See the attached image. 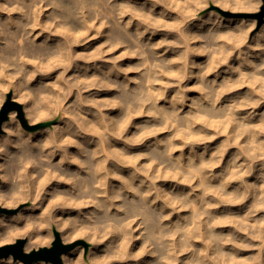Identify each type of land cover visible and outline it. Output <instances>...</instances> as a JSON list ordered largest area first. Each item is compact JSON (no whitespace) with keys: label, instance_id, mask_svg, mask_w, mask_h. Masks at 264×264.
<instances>
[{"label":"clouds","instance_id":"1","mask_svg":"<svg viewBox=\"0 0 264 264\" xmlns=\"http://www.w3.org/2000/svg\"><path fill=\"white\" fill-rule=\"evenodd\" d=\"M262 4L0 0V248L264 264Z\"/></svg>","mask_w":264,"mask_h":264},{"label":"bare ground","instance_id":"2","mask_svg":"<svg viewBox=\"0 0 264 264\" xmlns=\"http://www.w3.org/2000/svg\"><path fill=\"white\" fill-rule=\"evenodd\" d=\"M121 2H124V0H121ZM127 2L139 7L142 3H143V0H127ZM233 19H241V18H234V17H231ZM246 19V18H245ZM102 41L100 40H96V41H91L89 43V45L87 46H84L83 48H80L78 49L79 51H91L92 49H94L96 46H98L99 43H101ZM124 63H127V62H124ZM112 93H103L101 95H99L97 98L98 99H111L112 98ZM232 95H236L235 93H233ZM264 107V106H262ZM109 114H113L111 112H109ZM133 123H137V121H133ZM219 141H214L212 142L213 144H216L218 143ZM231 151L230 150V153L231 154ZM228 156L226 155L225 156V163H227L228 161ZM55 186V185H54ZM61 190H64L65 186L64 185H60L59 186ZM2 191H6L5 187L3 185H0V192ZM243 210H244V206L243 205H239V206H232L230 209H226V208H221L218 210V214L219 215H242L243 214ZM230 229L225 227L224 229H222L223 232L227 233ZM136 244L133 245V248H136ZM67 253V252H65ZM251 255H254V253L252 252H242L239 254V258L241 260H245L247 259V257L251 256ZM7 260V259H6ZM5 258H1L0 259V264H2L3 261H6ZM14 262V261H13ZM14 264H17L14 262ZM36 264H44L43 261H38Z\"/></svg>","mask_w":264,"mask_h":264},{"label":"water","instance_id":"3","mask_svg":"<svg viewBox=\"0 0 264 264\" xmlns=\"http://www.w3.org/2000/svg\"><path fill=\"white\" fill-rule=\"evenodd\" d=\"M2 118V117H0ZM67 250L59 248V245L57 244L56 247L54 248L53 252H44L42 251L40 254H33L31 257H25L21 254L20 252V247L17 245L16 247H4L0 248V259L3 257H8L11 254L15 258L22 259L25 261L26 264H33L35 261L39 260H51L55 264H57V254L59 252H66Z\"/></svg>","mask_w":264,"mask_h":264},{"label":"rangeland","instance_id":"4","mask_svg":"<svg viewBox=\"0 0 264 264\" xmlns=\"http://www.w3.org/2000/svg\"><path fill=\"white\" fill-rule=\"evenodd\" d=\"M231 18V17H229ZM234 18H243V19H257L259 21H261L262 23H264V4H262L261 7V13L259 15H252V16H243V17H234ZM127 62V61H126ZM128 63V62H127ZM264 108V107H262ZM138 122V121H137ZM67 252V251H66ZM13 259V261L17 264H26L25 261H23L22 259L19 258H15L12 254L10 255ZM9 257V256H8ZM8 257H3L6 259H8ZM39 261H43L44 264H55L53 261L51 260H39ZM38 261L33 262V264H36Z\"/></svg>","mask_w":264,"mask_h":264}]
</instances>
